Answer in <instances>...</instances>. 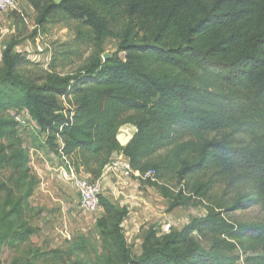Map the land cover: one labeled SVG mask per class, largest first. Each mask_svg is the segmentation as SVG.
Instances as JSON below:
<instances>
[{"label":"trees","instance_id":"16d2710c","mask_svg":"<svg viewBox=\"0 0 264 264\" xmlns=\"http://www.w3.org/2000/svg\"><path fill=\"white\" fill-rule=\"evenodd\" d=\"M25 1L39 24L56 14L84 24L95 52L79 71H53L37 83L20 73L28 61L16 51L18 42L3 50L0 171L10 177L0 180V252L39 232L27 214L39 184L31 149H42L62 164L65 156L94 180L118 153L142 176L154 171L165 185L177 180V192L160 185L171 210L193 200L207 203L205 215L182 229L160 234L151 227L135 255L124 231L130 208L101 196L106 215L97 227L104 248L81 264H264V222L239 225L225 216L264 205V0ZM116 9L125 19L118 34L106 17ZM115 38L117 50L105 61L102 49ZM13 111L28 113L29 131L21 130ZM126 125L136 133L122 146L118 134ZM217 174L249 193L230 207L213 202ZM87 244L82 237L52 254L70 259ZM45 255L35 250L13 264H35Z\"/></svg>","mask_w":264,"mask_h":264},{"label":"rangeland","instance_id":"374dc122","mask_svg":"<svg viewBox=\"0 0 264 264\" xmlns=\"http://www.w3.org/2000/svg\"><path fill=\"white\" fill-rule=\"evenodd\" d=\"M38 16V12L25 0H15L14 7L4 12L0 19V67L6 45L16 41L19 43L16 51L28 61L20 67V73L28 80L42 83L53 71L62 74L79 71L95 52L90 29L62 14L54 15L43 24L38 23ZM106 17L113 31L118 34L125 22L122 11L116 9ZM118 43L116 38L108 39L102 51L112 54L117 50ZM25 129L29 131L31 126ZM23 133L25 144L30 146L27 134ZM133 134L134 130L126 127L122 129L120 138L126 143ZM215 135L216 133L211 134L212 137ZM13 142L6 140L5 144L11 145ZM39 144L40 141L37 142L38 146ZM164 153L166 150L161 151V154ZM60 166L62 162L53 153L42 149L32 150L30 167L39 184L30 199L32 211L27 214V218L39 232L18 248L4 247L0 252V264H13L15 261L24 263L35 250L47 254L35 264H81L88 263L95 258L97 252L103 251L104 243L97 224L106 215L104 208L102 207L98 214L84 215L83 211L79 210V195L66 191L58 180L56 174ZM212 175L209 174L210 177ZM9 177V171H0V180L6 181ZM105 180V183L101 180L103 197L120 207L130 208L124 231L135 255L140 254L143 238L151 227H156L160 234L163 233L162 227L165 225H170V231L182 229L206 213L207 203L201 204L198 200L170 209L171 200L163 196L160 185L177 192L180 187L176 179L170 180L167 185L164 181L136 177L131 179L129 185L117 184L112 178ZM215 180L216 186L210 193L213 202L226 203L230 207L236 197L249 193L248 186L233 182L232 179H220L217 174ZM76 210L80 213H74ZM225 216L239 225L263 223L264 205L230 211ZM194 236L204 247H210L209 240H204L196 234ZM82 237H85L88 243L85 250L77 252L70 259L64 255L59 259L52 254L55 250L67 251L72 244L79 243ZM237 254L240 255L239 252ZM240 264H244L242 260Z\"/></svg>","mask_w":264,"mask_h":264},{"label":"built area","instance_id":"2783aa9c","mask_svg":"<svg viewBox=\"0 0 264 264\" xmlns=\"http://www.w3.org/2000/svg\"><path fill=\"white\" fill-rule=\"evenodd\" d=\"M15 0H0V19L4 12L8 9L13 8ZM42 52V49L39 48ZM11 116L18 122L21 130L26 127L32 126L33 122L26 111L22 112H11ZM34 149H31V152ZM64 163L60 166L59 170L61 175L66 181L71 183L81 198V210L84 215L98 214L101 210V196H103V185L101 180L105 178H112L117 183H123L129 185L133 177L140 178L143 180L157 181L156 173L150 171L145 175H141L139 172H135L129 160L123 156L115 158L105 169L101 180H94L90 175L83 171H77L70 161L63 156ZM31 164V163H30ZM162 234L170 232V225L162 227ZM69 235H66L68 237Z\"/></svg>","mask_w":264,"mask_h":264},{"label":"crops","instance_id":"0c3cea01","mask_svg":"<svg viewBox=\"0 0 264 264\" xmlns=\"http://www.w3.org/2000/svg\"><path fill=\"white\" fill-rule=\"evenodd\" d=\"M126 127H131L133 130H134V134H133V136L135 135V133H136V127L135 126H133V125H126V126H124L123 128H126ZM122 128V129H123ZM122 129L120 130V132H119V134H118V141H119V143L122 145V146H126L129 142H130V140L132 139V137L131 138H129V140L125 143V142H123L122 141V139L120 138V133H121V131H122ZM57 177H58V180H59V182L60 183H62L63 184V186H64V189L66 190V191H68V192H70V193H73V194H78V192L76 191V189L74 188V186L71 184V183H69L68 181H66L65 179H64V177L61 175V173H60V170L58 169L57 170ZM112 181L113 182H115L113 179H112ZM103 182L105 183L106 182V180L104 181V179H103ZM117 184H119V183H117ZM121 188V187H120ZM117 189V188H116ZM117 191H118V189H117ZM79 195V194H78ZM79 197V204L81 205V198H80V195L78 196ZM72 203V202H71ZM79 210L81 211V207L79 208ZM77 211L76 210V212H74V213H80V211ZM75 216V215H74Z\"/></svg>","mask_w":264,"mask_h":264},{"label":"water","instance_id":"95a60500","mask_svg":"<svg viewBox=\"0 0 264 264\" xmlns=\"http://www.w3.org/2000/svg\"><path fill=\"white\" fill-rule=\"evenodd\" d=\"M60 1H58V3H59ZM112 57V55L111 54H105L104 56H103V59L106 61V60H108V59H110ZM119 157V155H118V153H115L114 154V158H118Z\"/></svg>","mask_w":264,"mask_h":264}]
</instances>
